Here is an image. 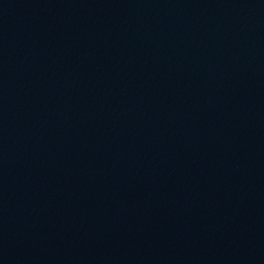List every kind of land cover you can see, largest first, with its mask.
<instances>
[{
  "label": "water",
  "instance_id": "95a60500",
  "mask_svg": "<svg viewBox=\"0 0 264 264\" xmlns=\"http://www.w3.org/2000/svg\"><path fill=\"white\" fill-rule=\"evenodd\" d=\"M0 264H264V0H0Z\"/></svg>",
  "mask_w": 264,
  "mask_h": 264
}]
</instances>
